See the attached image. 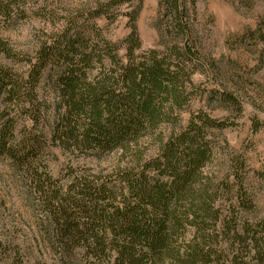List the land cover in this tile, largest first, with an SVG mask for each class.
<instances>
[{"label":"trees","instance_id":"trees-1","mask_svg":"<svg viewBox=\"0 0 264 264\" xmlns=\"http://www.w3.org/2000/svg\"><path fill=\"white\" fill-rule=\"evenodd\" d=\"M20 1H0V16H22ZM143 1L87 0L64 9L63 22L52 24L55 50L41 65L27 62L32 70L26 75L0 70V95H5L0 97V156L19 176L22 201L39 216L31 245L15 236L0 242V254L9 264H32L43 251L55 254L60 264H224L225 246L233 254L232 264H248L243 254L264 264V219L240 227L236 221L238 210L250 208L242 196L246 193L238 194L239 208L234 206L218 226L217 198L202 197L216 195L219 187L212 183L202 196L196 189L206 182L200 168L210 156L207 132L235 125L201 108L190 109L193 77L207 64L193 26L197 0H160V35L167 40L162 48L147 50L137 26ZM124 4L129 31L120 42H111L95 21H113ZM46 9L41 8L42 15L54 21L56 8ZM248 34L264 40V24ZM50 63L64 69L52 85L47 78L40 85L44 96L53 97L55 120L47 133L35 128L43 126V110L49 108L37 88L39 72L50 73ZM210 97L241 115V102L232 93L212 90ZM182 112L189 113L186 124L158 143L157 158H144V146L134 140L132 167L100 175L78 174L69 166L64 181L48 170L49 146L76 143L79 152L91 149L100 157L104 150L99 146L123 144L157 121L175 124ZM23 115L31 117L32 128L18 124ZM90 133L99 134L100 145L88 143ZM78 136L83 140L77 141ZM188 207H195L191 218Z\"/></svg>","mask_w":264,"mask_h":264},{"label":"rangeland","instance_id":"rangeland-1","mask_svg":"<svg viewBox=\"0 0 264 264\" xmlns=\"http://www.w3.org/2000/svg\"><path fill=\"white\" fill-rule=\"evenodd\" d=\"M86 1L28 0V3L22 6L21 12L27 19H22L20 23H0V70H5L10 75H26L30 67L25 66L27 62H31V65H41V59L55 50L52 39L53 22L57 21L54 25L58 27L63 22L61 17L64 9H73ZM159 1L144 0L138 16L137 26L143 50L162 48L167 40L160 35ZM45 5L47 12L56 8L55 13L58 15L54 16V21L42 15L41 8ZM127 8L126 4L121 5L113 21L106 18L95 21L103 35L111 42H120L129 31L127 18L123 15ZM262 24L264 0H197L195 5L193 26L200 53L207 64L201 66L199 73L193 77L196 88L190 109L201 108L214 118H227L235 122V125L223 130L207 132L205 141H211V144H208L210 156L200 168L201 179L206 182L196 188L200 190L198 196H202V192L208 190L212 183L219 187L216 195L202 197L204 200L217 198L215 206L219 209V219L216 222L218 226L223 224L234 206L239 208L238 194L241 191L246 193L242 196L247 198L250 208L243 211L235 208L241 213L240 218L236 219L239 221V227L243 224L260 223L264 219V40L258 35L252 37L248 34L249 30L257 29ZM46 46H50L48 50ZM2 54L6 57H2ZM54 64L55 66L50 63V73L43 68L38 75L40 84L37 94L39 98L46 96L49 108L47 111L43 110V121L40 120L44 122L43 126L35 129L42 127L40 131L47 133L51 132L49 123L55 120L51 107L53 97L44 96L40 85L44 78L52 85L63 76L64 67ZM40 69L41 67L37 71ZM45 85L49 87L46 83ZM218 89L230 92L240 100V116H237L230 106L211 99V91ZM188 116V112H182L180 120L175 124L164 120L157 121L154 127H145V130L131 134L123 144H115L108 149L99 146V149L104 150L100 157L91 149L79 152L80 146L76 143L66 145L65 148L49 146L48 170L55 178L64 181L69 166L78 174L100 175L110 174L117 167H132L129 162L133 160L132 157L135 158L134 140L144 146V158H157L160 148L158 143H163L172 133L180 132ZM17 122L26 126L27 130L34 126L31 117L26 115ZM254 123L259 125L258 130H254ZM17 129L16 134L20 132ZM108 130L111 128L106 127V131ZM146 132H150V135ZM82 140V136H78L77 141ZM86 140L91 146H98L99 134L90 133ZM8 162L0 156V242H4L6 237L15 236L18 241L31 245L29 238L36 229L39 216L31 212L22 201L19 176L12 171ZM191 208L188 207V217L195 209ZM223 249L228 252L224 264H232V252L229 247L225 246ZM43 252L42 257H36L31 263L60 264L55 254L50 251ZM244 256L241 255V258L246 259L248 264H257L254 258ZM5 260L7 257L0 254V264H9V261Z\"/></svg>","mask_w":264,"mask_h":264},{"label":"flooded vegetation","instance_id":"flooded-vegetation-1","mask_svg":"<svg viewBox=\"0 0 264 264\" xmlns=\"http://www.w3.org/2000/svg\"><path fill=\"white\" fill-rule=\"evenodd\" d=\"M0 1H4V0H0ZM26 3H28V0H21L19 4L20 5H25ZM11 17L12 18H10V19H6L5 17L0 16V23H2V24H8L10 22H19L20 23L22 19H27L24 16L16 15V13H15L14 16H11Z\"/></svg>","mask_w":264,"mask_h":264}]
</instances>
